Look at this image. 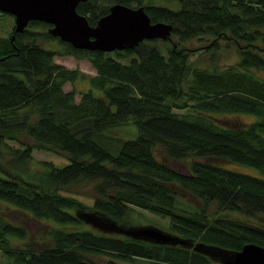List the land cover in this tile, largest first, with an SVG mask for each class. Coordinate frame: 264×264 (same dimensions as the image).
Masks as SVG:
<instances>
[{
  "label": "trees",
  "instance_id": "1",
  "mask_svg": "<svg viewBox=\"0 0 264 264\" xmlns=\"http://www.w3.org/2000/svg\"><path fill=\"white\" fill-rule=\"evenodd\" d=\"M115 2L136 7L143 0H83L76 11L94 25ZM177 2V9L143 4L152 22L172 24L175 41L163 49L156 40L121 51L76 49L33 20L0 37V203L21 217L14 223L0 216V252L8 264H90V255L213 264L197 248L232 254L246 243L264 247V0ZM194 38L211 39L205 51L219 48L217 40L233 41L237 61L220 67L213 52L207 66L189 68L192 51L182 45ZM55 56L87 60L95 75L67 68ZM79 79L87 86L75 101L77 91L62 87ZM132 125L134 137L123 139L133 135ZM123 127L131 129L113 132ZM34 149L64 154L69 162L34 165ZM157 152L193 160L182 172ZM216 160L260 175L225 169ZM83 186L94 194L90 205L59 193ZM176 188L202 207H179ZM133 208L168 217L169 232L185 243L119 232L129 228ZM81 217L113 223L116 232L92 231ZM35 223L43 227L38 236L30 231Z\"/></svg>",
  "mask_w": 264,
  "mask_h": 264
},
{
  "label": "water",
  "instance_id": "2",
  "mask_svg": "<svg viewBox=\"0 0 264 264\" xmlns=\"http://www.w3.org/2000/svg\"><path fill=\"white\" fill-rule=\"evenodd\" d=\"M80 1L83 0H0V12L14 17L15 32L23 31L29 21H40L49 25L47 32L52 37L76 49L112 52L132 49L143 40H171L172 24L152 22L142 5L131 7L115 2L109 6L106 14L90 25L86 17L76 11ZM9 38L13 42L14 35L11 34ZM98 223L116 227L110 222ZM118 231L157 244L185 243L178 236L154 226L129 227ZM226 256L222 264H264V247L257 243H246L240 250Z\"/></svg>",
  "mask_w": 264,
  "mask_h": 264
},
{
  "label": "rangeland",
  "instance_id": "3",
  "mask_svg": "<svg viewBox=\"0 0 264 264\" xmlns=\"http://www.w3.org/2000/svg\"><path fill=\"white\" fill-rule=\"evenodd\" d=\"M151 3L153 5H158V6H164L168 7L171 9H177L179 4L177 0H143V4ZM135 6V4H133ZM140 6V5H139ZM7 14V13H6ZM14 27V17L10 14H7L6 16H2L0 14V37H5L9 34L11 31V28ZM49 25L47 26V28ZM171 40H158V39H153L156 40L155 45L163 49L165 47H168L171 45V42H174L175 39L173 37L170 38ZM210 40H198L196 38L188 40L185 42L182 47H184L186 50L192 51L191 55L189 56V68L193 67H205L208 65L209 57L210 54L214 52L216 61L220 67L228 65V64H233L234 62L237 61L238 59V54L236 50V45L234 44L233 41L231 40H217L216 43H218L219 48L216 50H209L205 51V46L209 45ZM48 44H51L49 42ZM47 44V45H48ZM52 45H56V42H52ZM204 50V51H203ZM163 55L166 57V52L164 50H161ZM54 61L67 67V68H77L81 73L88 75V76H93L95 75V70L93 67L90 65V63L87 60L84 59H76L73 58L72 56H55ZM120 62L127 64L128 60H120ZM87 84L84 82V80H77L75 83H65L63 85V90L64 91H69L71 89H74L77 91L75 94V101L78 100L80 94L79 92L84 90L86 88ZM238 118L241 119L242 121H251V115H245V114H240L238 115ZM133 128V135L131 137H125L123 139H128L134 137L136 133V128L135 126H131ZM131 128L130 127H123L122 129H117L116 131H113L119 136H123L127 131H129ZM31 141V140H30ZM10 145L17 146V144L13 142H9ZM33 155V164L36 165L38 161H49L51 162L54 166L56 167H62L65 164L69 162V160L65 157L66 155L64 154H54L49 151H44V150H37L34 149L32 151ZM156 156L160 158L161 160H164L166 164L171 166L172 168H175L179 171L182 172H187L188 171V164L192 158H186V159H181V160H168L164 159L159 152L156 153ZM200 160V159H198ZM216 163L223 165L225 169H231V170H237L238 172L249 174V175H260V172L255 169H248L246 167L242 166H237L234 164H231L230 162L223 161V160H216ZM253 173V174H252ZM177 192V199H178V206L179 207H186V208H196L200 209L202 207L201 203L196 200L195 198L189 196L185 192L181 191L179 188H176ZM59 193H62L63 195H70L74 197L75 199L79 200L80 202L90 205L92 203V199L94 194L90 192L88 186H83L79 187L78 189L72 190L71 192H65V191H59ZM0 208L2 210L0 211V216L5 218L8 221L14 222V223H20V213L5 208L4 204L0 203ZM206 212L208 215L212 216L216 212L215 205L213 203H210L206 209ZM221 214H227L228 216H232L234 218H238L241 220H249V218H244L239 213L236 212H223ZM130 222L128 220L126 221L129 227H139V226H154L157 227L164 232H167L169 234H173L172 232H169V218L166 216H160L158 214L151 213L147 210L144 209H139V208H133V210L130 212ZM85 221V226L86 228H89L92 231H95L97 233H105V234H111L116 232V230L112 229V227L109 228V226H104L100 225L97 222H92L89 221L88 219H84L85 217H81ZM25 223V219L22 221ZM43 230V227L39 223H35L30 227V231L35 235L38 236ZM198 250H201L202 252H205L208 254L212 261L213 264H220L222 263V260H225L228 256L227 252H214V253H209L208 251L200 248H197ZM213 252V251H212ZM230 255V254H228ZM89 263L90 264H109L110 261H112L114 264H148L147 260H143L140 258H134L133 261L130 260H123V259H113L108 256H102V255H90L87 256ZM9 261L7 257L0 252V264H8Z\"/></svg>",
  "mask_w": 264,
  "mask_h": 264
},
{
  "label": "bare ground",
  "instance_id": "4",
  "mask_svg": "<svg viewBox=\"0 0 264 264\" xmlns=\"http://www.w3.org/2000/svg\"><path fill=\"white\" fill-rule=\"evenodd\" d=\"M175 169V168H174ZM177 170V169H176ZM179 171V170H178Z\"/></svg>",
  "mask_w": 264,
  "mask_h": 264
}]
</instances>
